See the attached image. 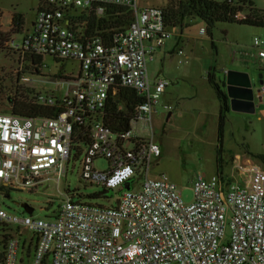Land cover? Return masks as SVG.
Returning a JSON list of instances; mask_svg holds the SVG:
<instances>
[{"label": "built area", "instance_id": "obj_1", "mask_svg": "<svg viewBox=\"0 0 264 264\" xmlns=\"http://www.w3.org/2000/svg\"><path fill=\"white\" fill-rule=\"evenodd\" d=\"M109 5L131 10L124 30L107 37L75 36L76 12L100 15ZM18 25L11 21L5 47L29 70L47 67L43 58L49 57L77 62V72L57 80L67 84L65 92L28 94L36 105L55 109L54 116L0 112V196L10 190L37 192L49 180L58 185L68 170L77 126L89 129L79 177L120 193L114 205L64 194L50 217L13 213L0 202V264H26L25 258L27 264H264V166L238 162L235 174H201L192 183V199L185 201L166 174L150 175L161 155L152 134L145 138L131 127L112 132L103 121L108 100L121 87L142 98L130 125H151L168 83L151 81L147 65L173 35L161 7L138 6L137 0H40L21 37L23 24ZM252 48L264 71V37L254 36ZM175 53L182 57L179 64L186 61L181 48ZM32 56L42 58L39 65L32 64ZM39 76L24 71L18 77L31 82ZM261 78L254 113L264 116V73ZM99 159L105 167H97ZM25 232L31 237L22 240Z\"/></svg>", "mask_w": 264, "mask_h": 264}, {"label": "rangeland", "instance_id": "obj_2", "mask_svg": "<svg viewBox=\"0 0 264 264\" xmlns=\"http://www.w3.org/2000/svg\"><path fill=\"white\" fill-rule=\"evenodd\" d=\"M177 1L185 0H137V4L163 9L167 3L174 4ZM251 1L257 9L264 10V0ZM39 2L40 0H0L3 29L10 25L14 14L21 15L25 27L29 28ZM240 14L245 17L246 11ZM182 21L184 26L189 27L188 32L192 36L191 51L181 48L186 62L179 64L178 60L182 57L175 53L174 57L166 58L164 63L158 59L148 63V76H159L158 79L166 80L168 85L152 114L151 125L144 126L142 121H138L131 128L135 130V134L145 138L152 134L153 141L160 147L161 155L153 160L150 175L155 177L166 174L182 191L184 200L190 201L193 197L192 183L196 177L218 173L219 165L224 174H235V164L238 162H254L264 166V116L232 110L225 115L220 160L217 161L219 103L207 81V72L212 68L216 80H222L229 70L250 69L248 71L255 83L254 88L257 89L260 84L258 74L264 71L255 69L249 62L251 59L248 55L254 50L252 38L264 37V27L220 21L215 23L211 35H208L206 31L204 34L199 33V29H206V26L197 17L186 13ZM168 42H174V37L171 36ZM43 61L47 67L41 69L42 76L32 77L31 82H23L17 73L25 71V74H29L27 64L21 63L17 53L0 48V102L8 104L11 102L10 98L19 94L26 95L30 90L50 91L57 95L65 92L67 84L57 83V80L75 75L77 62H55L49 57H44ZM96 165L103 168L106 162L99 159ZM100 189V186L81 180L79 164L75 162L74 165L68 164L66 176L60 179L58 185L49 180L37 192L10 190L9 197L0 196V202L7 211L13 213L22 214L24 210L20 204H27L33 207L34 216L50 217L64 194H75L74 198L108 205L120 193L108 190L104 198L91 196ZM49 201L52 203L49 204ZM26 210L31 211L27 206ZM21 237L22 240L29 239L31 233L25 232ZM26 251L25 249L24 256ZM27 260L25 258L26 264Z\"/></svg>", "mask_w": 264, "mask_h": 264}, {"label": "trees", "instance_id": "obj_3", "mask_svg": "<svg viewBox=\"0 0 264 264\" xmlns=\"http://www.w3.org/2000/svg\"><path fill=\"white\" fill-rule=\"evenodd\" d=\"M163 10L165 12V21L167 26L176 27V25H178L185 17V14L189 13L190 15H193L204 22L206 26L205 31L208 33V35H211V30L215 23L220 21L237 22L264 27V10L257 9L251 0H185L184 2L177 1L174 4L167 3L165 6H163ZM242 11H246V16L242 19H237L235 15ZM75 14L76 15L74 16L71 23V29L75 36L80 39L95 34L107 37L115 31L124 30L132 20V12L129 8L113 5L106 6L104 12L100 15H97L94 11H90L89 13L78 11ZM15 21H17L19 25L23 24L22 16L14 14L13 22ZM8 38L9 34L0 30L1 49H8L5 47V43ZM30 59L32 64L39 65L42 58L38 56H32ZM54 61L58 62V60ZM212 69L208 70L207 72V81L213 88L219 103L217 134L218 155H216V159L219 161V152L223 136V124L225 115L230 109L225 90V81L224 79L216 80ZM30 71H35L36 74H41V70H39V68H35L34 70ZM19 74L20 73H17V76H19ZM32 92L34 91L30 90L27 93L30 94ZM28 94L16 95L15 98H10L11 102L8 104H2L0 102V110H8L10 113L25 117H52L55 115V109L36 105L28 99ZM141 101V96H139L134 90L129 88H118L114 98H110L108 100L102 116L103 121L108 129L112 132H120L130 129V122L134 116L135 106ZM120 103L123 104L122 110H118L117 108ZM88 142V127H75L73 135V153L69 163L74 165L75 162H79L81 153ZM217 172L218 174L222 172L220 170V165L218 166ZM100 187L101 189L99 192L92 194V197L99 198L103 196L102 198H104L105 193L108 190H112L103 186ZM0 189L2 188L0 187ZM51 203L52 202L49 201V204ZM59 204L52 212L51 216L55 214ZM111 204L114 205V202Z\"/></svg>", "mask_w": 264, "mask_h": 264}, {"label": "water", "instance_id": "obj_4", "mask_svg": "<svg viewBox=\"0 0 264 264\" xmlns=\"http://www.w3.org/2000/svg\"><path fill=\"white\" fill-rule=\"evenodd\" d=\"M261 73L258 74L259 83H262ZM225 90L229 102V109L235 112L253 114L255 112L254 85L249 74L243 71L229 70L224 75ZM128 189L127 184L124 185ZM6 198L8 195L5 196ZM24 212L31 214L33 208L27 204H20ZM26 206L31 210L28 212Z\"/></svg>", "mask_w": 264, "mask_h": 264}, {"label": "crops", "instance_id": "obj_5", "mask_svg": "<svg viewBox=\"0 0 264 264\" xmlns=\"http://www.w3.org/2000/svg\"><path fill=\"white\" fill-rule=\"evenodd\" d=\"M1 18H2V13H1V16H0V30L2 32H8V28L10 27V25L6 29H3V24H2ZM31 23H32V21H31ZM31 23H30V27L26 28L25 24H24V21H23L22 30L20 32H18L17 36L21 37V35H22L21 33L25 32L26 30H29L31 28ZM188 28H189L188 26L187 27L184 26V22L182 20L176 27H172V29H173L172 37H174V42H168L171 39V37L169 38V40H166L164 46H162L161 48L157 49L156 52L154 53L153 61L158 59L159 61L164 63V60L166 58L169 59V58L174 57L176 48L178 49V47L184 49V51H188V52L191 51L192 40H191L190 37H192V36L190 35V32H188ZM186 56L188 57V55H186ZM248 57L251 59L249 62L252 63L253 67L255 69H257L258 71H262L261 68H260V61L258 60V58H256V56L254 54V50L248 55ZM153 61H151V62H153ZM60 69L62 70L63 67H60ZM248 70H250V69H246V70L243 69V70H240V71L247 72L249 74L250 79L252 80V77L250 75V71H248ZM261 75L263 76V73H261ZM158 77L157 76H153V77H149V78H150L151 81H155L156 79H158ZM223 79H224V77H223ZM256 93H257L256 89L254 88V101L255 102H257Z\"/></svg>", "mask_w": 264, "mask_h": 264}, {"label": "clouds", "instance_id": "obj_6", "mask_svg": "<svg viewBox=\"0 0 264 264\" xmlns=\"http://www.w3.org/2000/svg\"><path fill=\"white\" fill-rule=\"evenodd\" d=\"M129 171L130 170H126L125 173H124V175H127ZM113 183H115V181H113Z\"/></svg>", "mask_w": 264, "mask_h": 264}, {"label": "flooded vegetation", "instance_id": "obj_7", "mask_svg": "<svg viewBox=\"0 0 264 264\" xmlns=\"http://www.w3.org/2000/svg\"><path fill=\"white\" fill-rule=\"evenodd\" d=\"M9 197V196H8Z\"/></svg>", "mask_w": 264, "mask_h": 264}]
</instances>
